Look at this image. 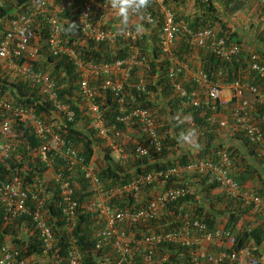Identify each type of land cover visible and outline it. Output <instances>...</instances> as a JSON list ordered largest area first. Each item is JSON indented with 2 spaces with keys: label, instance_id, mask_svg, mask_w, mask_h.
<instances>
[{
  "label": "trees",
  "instance_id": "trees-1",
  "mask_svg": "<svg viewBox=\"0 0 264 264\" xmlns=\"http://www.w3.org/2000/svg\"><path fill=\"white\" fill-rule=\"evenodd\" d=\"M15 6L9 3L0 10V41L5 36L7 23L12 20L17 13L29 10L35 2L39 0H14ZM187 0H163L162 5L174 13L178 22L187 24L192 30L205 28L219 29L220 37H225L229 43L240 44L237 40V32L230 29L218 14L216 0H195L196 8L200 13L186 15L183 7ZM227 6L230 12L234 13L241 9L243 3L252 0H220ZM69 9L61 14V19L66 22L62 24L64 37L70 46H73L82 56V59L95 64L114 63L125 60L140 53L147 57L150 70L146 72L142 67H134L129 81L126 82L127 98L124 103H119L118 99L110 90L103 89L105 76H99L92 80L91 87L96 91L95 102L101 107L105 117L111 124H117L125 131L122 147L126 155L125 159L116 161L112 155V150L105 147L97 137L96 132L91 127V119L85 107L81 90V76L76 66L67 56L55 57L49 52L47 45L48 27L45 21L36 33H32V44L36 46L37 60L32 62L34 68L45 74H49L58 86V96L63 103L69 105L76 113L74 122L58 120L56 127L60 135L78 150L83 163L88 165L97 163L96 148H102L100 162L97 163V175L106 190L115 189L130 184L140 176H144L153 171L168 169L177 165H184L200 160H215L219 152L227 150L233 162L232 172L235 180L240 185L251 184L257 195L264 197V157L256 151L243 135L237 134L235 140L242 146H228L221 136L224 130L218 125L210 127L203 136L197 134L198 128L209 125L210 117L215 113L210 104H204L202 108H195L190 99L178 96L171 85L168 74V61L162 55L158 33L163 23L159 14V4L154 0H149L145 9L141 13H151L155 17V24L145 27L150 35L137 42L120 39L115 42H104L95 44L91 41L81 42L79 28L75 18L78 15L79 3L77 0H66ZM61 3L57 0V4ZM16 9V10H15ZM121 27H125L122 26ZM106 29H116L112 25L106 24ZM139 28V27H136ZM264 41V35L262 36ZM175 56L186 64L193 72L202 70L216 85L227 86L236 81L257 86L264 93V81L252 72L249 68L250 54L241 52L234 60L226 61L213 53L200 48L190 47L184 42L176 41L174 49ZM264 62V55L257 52ZM199 56V63H189L193 57ZM141 75L147 76V91L149 94L138 93L129 86L139 81ZM116 79L122 80L123 75L118 74ZM187 90L194 91L198 86L190 79H179ZM6 99L15 105L32 110L37 117L48 123L53 121L54 106L48 98L41 94L40 87L31 82L24 81L4 70L0 65V101ZM234 107V102H231ZM135 107H143L154 113L155 123L159 134L162 136L163 150L160 153H151L147 157H137L134 153L135 146L145 142L144 135L139 131L137 125L126 127L118 123L117 118L123 110H130ZM230 107V108H232ZM252 109V108H251ZM234 115V110L232 109ZM219 113L226 114L227 111L218 109ZM250 118L258 123L264 131V104L253 105L250 111ZM51 119V120H49ZM17 139V150L9 159L0 158V177L3 180H11L14 177L21 179L23 189L35 191L37 199L29 197L27 206L34 209L38 202H43V210L49 225L57 235V247L59 257L66 264V252L70 238L74 239L84 256V264H116L112 258L106 261L105 251H96V231L100 228L97 224L96 197L89 190V184L80 170V166L69 167L58 156L53 155V170L69 177L75 189V200L80 204L77 213L76 226L68 237L65 230L62 209L60 205V195L57 183L46 182L45 174L49 170L38 157V150L41 146L39 139L33 131L22 124H13ZM128 128V130H127ZM131 128V129H130ZM189 130L195 131V141L199 145L198 149L192 148L188 144L178 143V137ZM242 150V151H241ZM40 184L43 189L40 190ZM191 194L167 207V215L151 223V227L157 230L169 231L181 225L180 215L191 211L194 217L200 218L206 223L208 230L216 232L223 230L233 236L235 240L234 249L254 247L253 253L261 258V248L264 245V215L254 213L251 208L239 201H235L226 196L220 185L213 182L212 177H201L192 175L185 180ZM253 185V186H252ZM168 186H178L169 182L166 186L144 185L137 192H130L123 195L111 197L108 204L112 207H119L126 210H139L144 208L159 192ZM90 206V209L88 207ZM226 220L222 224L220 218ZM250 218V219H248ZM34 224L29 215L12 216L0 204V247L9 245L13 249L20 250L22 256L31 257L41 255L40 242ZM222 227V229L220 228ZM143 227L132 228L131 235L139 238ZM32 232V233H31ZM194 249L183 248L177 245L164 244L160 247V258L163 264H202L197 261ZM142 254V253H141ZM140 254V255H141ZM138 256L137 264H144V256Z\"/></svg>",
  "mask_w": 264,
  "mask_h": 264
},
{
  "label": "built area",
  "instance_id": "built-area-1",
  "mask_svg": "<svg viewBox=\"0 0 264 264\" xmlns=\"http://www.w3.org/2000/svg\"><path fill=\"white\" fill-rule=\"evenodd\" d=\"M8 0H0V10ZM39 0L24 12L17 13L7 23L5 36L0 41V65L14 77L31 82L40 87L41 94L46 96L54 106V116L51 123L36 116L27 108L2 99L0 101V158L9 159L17 150V139L13 124L19 123L33 131L39 139L41 146L38 157L42 163L51 168L53 155L58 156L69 167L80 166L84 177L89 184V190L102 202L96 203L97 228L95 250H113L107 257L115 260L116 264H137L138 256H144V264H163L160 258V247L164 244L177 245L183 248L194 249L197 261L207 264H264V257H257L250 248L241 250L234 249L235 240L232 235L223 230L211 232L206 223L200 218L194 217L192 213L186 212L180 215L181 225L169 231L157 230L151 227V223L167 215V207L175 202L188 197L191 191L185 180L192 175L201 177L211 176L213 182L220 185L226 196L235 201L243 203L252 209L254 213L264 215V197L257 195L251 187L242 186L233 176V162L227 150L218 153L215 160H200L184 165H177L168 169L150 172L144 176L111 190H106L99 180L94 163L84 164L78 150L69 141L64 139L57 131L60 118L65 122H74L76 113L58 96V86L54 79L32 65L37 60L36 50L32 48V33L39 30L42 21L48 27L47 45L49 52L55 56H67L76 66L80 73V90L82 98L91 119V127L105 147L112 150L116 161L125 159L126 155L122 147V139L125 131L117 124H111L105 117L101 107L96 104V91L91 87V82L99 76H105L104 90H110L118 99L124 103L127 98L126 82L129 81L132 69L142 67L149 72L150 67L147 57L135 53L125 60L114 63L95 64L82 59L80 53L68 44L64 37L63 25L66 20L61 19V14L69 6L66 0ZM75 1V0H73ZM159 4V14L163 23L158 33V43L162 55L168 61V74L174 92L191 100L195 108H202L204 104H210L215 113L209 119V125L198 128L197 134L203 136L210 127L218 125L231 136L243 135L252 145L256 147L260 157H264V131L262 127L250 118L251 105L247 94L259 97L264 104V93L257 87L236 81L227 86L214 84L209 76L202 70L193 72L188 64L179 60L173 53L176 41L180 40L190 47L204 49L215 56L231 61L236 59L242 52L241 46L229 43L225 37H220L216 29L205 28L192 30L187 24L178 22L174 13L162 5L163 0H154ZM208 1V0H202ZM263 4H264V0ZM79 3L78 15L75 18L79 28L81 42L91 41L95 44L104 42H115L120 39L137 42L143 39V33L134 27H121L106 29V18L109 15L121 18L116 9L112 8V0H77ZM142 18L143 21L152 26L155 17L151 13L130 12L128 18ZM249 68L264 81V62L258 53L250 54ZM122 74L123 79H116V75ZM190 78L198 89L189 91L179 79ZM142 76V75H141ZM138 93L149 94L147 81L140 77L139 81L131 85ZM229 93L226 96V93ZM234 102L233 121L219 120L223 113L218 109L228 111ZM118 123L131 126L137 125L139 131L144 135L145 142L135 146L134 153L137 157H147L151 153H160L163 150L162 136L159 134L154 113L147 108L135 107L123 110L117 118ZM128 129V128H127ZM57 188L60 195V205L65 230L68 237L76 226L77 213L80 204L75 200V189L69 177L61 173L55 175ZM169 182L178 186H168L159 192L144 208L139 210H126L112 207L108 204L111 197L137 192L144 185L166 186ZM43 189L42 184L39 185ZM23 189L20 178L3 180L0 177V204L11 213L12 216L29 215L34 224V232L38 236L41 247V255L24 257L20 250L13 249L9 245L0 247V264H62L57 247V235L49 225L43 210V202L32 210L26 202L29 197L37 199V191ZM124 227L131 229L143 227L139 238L131 235ZM32 233V232H31ZM226 241L229 248H223L217 252H208L204 245H212L215 242ZM66 264H84V256L75 240L70 238L66 252ZM199 264V263H197Z\"/></svg>",
  "mask_w": 264,
  "mask_h": 264
},
{
  "label": "crops",
  "instance_id": "crops-1",
  "mask_svg": "<svg viewBox=\"0 0 264 264\" xmlns=\"http://www.w3.org/2000/svg\"><path fill=\"white\" fill-rule=\"evenodd\" d=\"M215 5L218 9V14L223 19L224 23L232 29L233 31L237 32V40L240 41V46L243 52L248 54L259 52L264 55V41H262V36L264 35V4L262 0H252L247 3H243L240 10L237 12H230L227 9V6L224 5L220 0L215 1ZM195 0H187L185 6L183 7L184 13L186 15H196L200 13L196 8ZM120 21V19H118ZM113 28L117 26H121L119 24H115L114 22H109ZM124 26V25H122ZM140 30L143 34L148 37L150 35L149 30L144 27L143 25L140 26ZM217 31L219 29H216ZM176 46V43L174 44ZM173 47V50L175 49ZM199 56L193 57V60H188L189 63H199ZM194 71V70H193ZM249 95L247 94V98ZM256 97V96H254ZM261 100L259 99L258 103L261 104ZM233 106V105H232ZM253 106V105H252ZM232 107L230 110L227 111L226 114L221 116L219 120L223 119L228 122L233 121V110ZM252 110V109H251ZM223 142H225L228 146H235L236 148H241V144L235 140V137L229 135L227 131L223 132L221 136ZM242 151V150H241ZM264 167V166H263ZM52 170H48L45 174V181L48 182L49 180L55 179V173H51ZM252 183H248L247 187H251ZM253 186V185H252Z\"/></svg>",
  "mask_w": 264,
  "mask_h": 264
},
{
  "label": "rangeland",
  "instance_id": "rangeland-1",
  "mask_svg": "<svg viewBox=\"0 0 264 264\" xmlns=\"http://www.w3.org/2000/svg\"><path fill=\"white\" fill-rule=\"evenodd\" d=\"M9 3H11V4H13L14 6H15V1L14 0H9ZM16 10V9H15ZM118 19L119 18H117V17H115V16H113V15H109V16H107V18H106V22L107 23H109V22H114L115 24H119V25H122V23H121V19H120V21H118ZM0 23H2V22H0ZM141 25H143L144 27H145V25H144V22H143V19L142 18H134V17H130V18H128L127 19V23H126V25H124L126 28H129V27H134L135 29H138L139 31H141L140 30V26ZM7 27V26H6ZM136 27H139V28H136ZM142 32V31H141ZM32 48H33V50H36V46H35V44H32ZM173 52H174V50H173ZM142 77H144L145 79H147V76L146 75H142ZM228 92L226 93V96H228ZM249 98V100H250V105H251V108L253 109V106L252 105H256L257 103H258V101H259V97H254V96H249L248 97ZM261 103H263V102H261ZM53 119V118H52ZM49 120H51V119H49ZM58 120H60L61 121V119L60 118H58V119H56V121L59 123V121ZM131 129V128H130ZM124 139V138H123ZM123 139H122V141H121V143H123ZM101 151H102V148H98V150H97V155H96V160H97V163H99L100 162V160H99V157L101 156L100 154H101ZM96 163V164H97ZM51 173H53V172H51ZM97 202L96 203H100V202H102L101 201V199L100 198H97V200H96ZM88 209H90V206L88 207ZM91 209H95V207L94 206H92L91 207ZM248 219H250V218H248ZM220 220V222L223 224L224 222H225V218L224 217H222V218H220L219 219ZM220 228V227H219ZM124 229L129 233V232H131L130 230L131 229H129L128 227H124ZM220 229H222V227L220 228ZM204 248H205V250L206 251H208V252H217L218 250H220V249H223V248H229V244L226 242V241H224L223 243H221V242H215V244H212V245H207V244H205L204 245ZM253 249H254V247H251V250L253 251ZM113 250H108L105 254H106V257H108V256H110L111 255V252H112ZM261 252H262V257H264V245L262 246V248H261ZM113 253V252H112ZM105 254H104V257H105ZM105 264H107V262L105 263ZM202 264H207L206 262H202Z\"/></svg>",
  "mask_w": 264,
  "mask_h": 264
},
{
  "label": "clouds",
  "instance_id": "clouds-1",
  "mask_svg": "<svg viewBox=\"0 0 264 264\" xmlns=\"http://www.w3.org/2000/svg\"><path fill=\"white\" fill-rule=\"evenodd\" d=\"M148 2H149V0H112V8L117 10L119 16L121 17L119 19H121L122 25H126L127 19H128V16H129L130 12H139L142 9H145L147 7V5H148ZM106 24H109V23L106 22ZM143 36H144V34H143ZM195 135L196 134H195L194 130H189L186 133H183V134H181L178 137V143H180V144H188L192 148L198 149L199 145L195 141ZM98 148H100V147H98ZM98 148H96V149H98ZM94 164H95L96 170H97L96 162ZM50 169L52 170V172H54L53 167L49 168V170ZM54 173L58 174L59 172L58 173L54 172ZM53 180L56 182L55 179H52V180H49V181H53ZM96 199H97V197H96ZM105 259L107 261L106 254H105Z\"/></svg>",
  "mask_w": 264,
  "mask_h": 264
}]
</instances>
